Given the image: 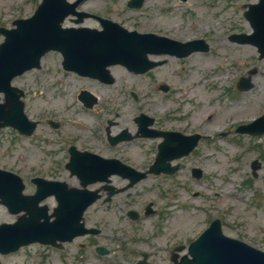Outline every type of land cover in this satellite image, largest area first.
<instances>
[{"label":"rangeland","instance_id":"obj_1","mask_svg":"<svg viewBox=\"0 0 264 264\" xmlns=\"http://www.w3.org/2000/svg\"><path fill=\"white\" fill-rule=\"evenodd\" d=\"M40 1L0 0V26L9 28L12 20L30 17ZM127 1L85 0L79 9L139 33L167 34L181 42L203 39L208 43L209 51L178 61L170 57L157 58L166 62L145 75H133L119 66L111 67L110 73L115 78L112 85L90 83L94 86L90 91L99 99L95 111L91 112L76 101L74 94L80 87L79 82L72 80L67 92L61 88L63 83L56 88L49 84L61 77L53 75L59 66V55L44 60L41 71L48 70H45L42 85L43 76H35L38 70L13 81L25 91L24 110L28 119H39L42 123L32 137H21L10 128L0 130V169L16 173L25 183L30 176L40 173L43 177H59L70 186H77V181L70 179L62 169L58 171L48 165L54 160L47 154L48 150L58 148L57 142L71 140L70 128L78 134L75 139H80L81 133L83 140L90 135V132L73 126V120L100 131L94 127L91 116H97L98 120L112 119L116 129V126L129 124L142 112L155 117L156 126L184 128L209 138L201 141L192 154L179 160L180 171L172 177L164 178L161 174L159 178L143 180L131 199L124 201L125 206L119 196L120 201L114 205H119L123 211L129 207L142 211L146 203L153 202L156 214L143 216L136 226L128 224L123 211L106 210L100 215L96 205L92 207L88 225L98 226L97 218L101 216L104 222L100 223L107 234V240L103 239L104 235L92 238V245L106 244L111 247V253L101 256L94 253L93 247L86 251L77 249L76 254L82 255L83 259L75 264H135L142 251L149 254L150 264H172L168 260V249L175 244L186 246L208 227L210 221L218 218L224 235L243 239L264 251V135L234 134L237 125L248 124L249 120L264 114V58H259L255 47L232 43L228 39L233 33L251 32L249 23L243 18V10L258 0H186L184 3L181 0H144L140 10L128 9ZM65 26L100 29L91 18L76 25L67 18ZM2 40L0 35V42ZM241 77L251 80L252 87L246 92L236 89ZM63 79L67 82L68 77ZM159 84L166 85L168 91L163 92ZM131 93L136 94V100L131 98ZM233 107L249 109L254 114L248 119L228 116L222 120L223 112ZM98 110L100 113L96 114ZM115 112L119 113L116 118ZM165 118L168 119L164 122ZM46 119L57 122L61 119L63 123L58 131H54L46 128ZM222 132L227 133L226 136L220 135ZM65 136L70 139L66 140ZM254 160L260 167L255 177L250 168ZM192 168L201 170L200 178L192 177ZM32 190L27 184L24 193ZM47 203L53 204L52 199ZM15 220L16 216L0 205V224ZM116 237L122 238L116 240ZM117 241L126 249L118 247ZM130 246L136 252L129 253ZM0 264L60 262L53 250L33 244L15 253L0 255Z\"/></svg>","mask_w":264,"mask_h":264},{"label":"water","instance_id":"obj_2","mask_svg":"<svg viewBox=\"0 0 264 264\" xmlns=\"http://www.w3.org/2000/svg\"><path fill=\"white\" fill-rule=\"evenodd\" d=\"M81 1L76 0L75 4H69L66 0H42L30 18L14 22L16 28L9 30L0 28V33L5 37L4 41L0 43V93L5 94L4 100H6L4 104H0V128L2 126H12L17 128L20 133L28 134L32 131L34 124L26 122L22 111L23 106L17 100L18 95L10 88V81L13 76L21 74L22 71L39 66V59L45 51L60 50L63 53V64L66 67L80 70L81 74L84 75H89V70H92L93 74L96 75L91 76L109 83L111 79L107 72H98L99 69L89 65L100 60L105 62L106 58L104 59V57L108 56L107 61H119L131 70L145 71L154 64H147L144 52L152 51L156 46L163 47L164 43L170 42L167 39L159 38L158 40L153 36L144 35L141 36L143 39H147L143 42L144 46L135 45L130 49L129 46L125 45L130 42V39L125 41L110 40V43H107L101 40L106 37V34L100 32L98 34L94 30H61L60 23L63 21L64 16L73 13L75 5ZM245 16L252 27L253 33L250 36L233 35L232 39L240 43L247 42L257 46L259 56L263 58L264 0H260L254 6H249ZM115 34L118 35V33ZM157 43H160V45ZM195 44L197 46L194 47H197L199 51L207 50L202 40L177 44L176 48L183 50L184 47ZM191 50L192 48L187 53ZM134 51L136 52L133 53ZM132 53L135 56H130ZM87 64L88 66H86ZM250 86L249 79H246V81L242 79L238 84V87L242 90H246ZM237 131L259 135L264 133V116L256 120L253 125L249 124L237 128ZM165 138L158 148L159 153L154 165L156 167L155 172L161 169L172 172L174 168L169 170V166L165 162L171 160L176 154L167 158V153L177 152L179 156L187 154L193 149L198 139L194 135L185 142L187 138H180L178 134L174 133L165 134ZM76 155H72L68 169L78 176L81 180V186L93 183L97 176H100V168L103 163L94 159L86 161V159H80ZM254 164L255 162L252 168L256 170ZM194 173L195 176L200 175L197 170ZM22 188L20 178L0 170V203L7 206L10 212L17 213L19 209H23L29 213L27 218L22 217L13 225H0V253L6 254L16 251L21 245H28L34 241L50 244L56 238L60 240L71 239L76 235L90 232L89 230H83L80 219L85 207L95 201V192L91 193L73 188L67 189L62 183H47L39 180L37 194L46 190L53 193L58 202V206L54 209L52 215L55 218L51 223H48V217H44L45 208L44 210L41 208L42 213L39 215H36L33 211L34 205L38 202L35 199L37 194L33 196L34 198L31 196L24 197L21 194ZM40 216L44 217L43 223L38 222ZM133 218L136 217L133 216ZM176 249L181 250L182 248L177 247ZM187 249V256L181 257L180 261H176L175 264H264L263 252L243 242L224 236L217 220H214L208 229L200 234L197 240L192 242ZM175 257L176 255L173 259ZM138 264L146 263L142 261Z\"/></svg>","mask_w":264,"mask_h":264},{"label":"flooded vegetation","instance_id":"obj_3","mask_svg":"<svg viewBox=\"0 0 264 264\" xmlns=\"http://www.w3.org/2000/svg\"><path fill=\"white\" fill-rule=\"evenodd\" d=\"M182 2L184 3V2H186V0H184ZM162 36L169 37L167 34H166V36L165 35H162ZM171 39H173V38H171ZM173 40H175V39H173ZM195 40H197V38H195ZM161 51L162 50H155V51H152L151 53H147L148 60H151V59H149V57H151V58H155V60H151V61L156 62L157 58H161V57H163V58L168 57L169 58L170 57L171 59H176L178 61V60H184L185 58H188L192 54H198V52H192V53L185 54L184 56H180L177 58L174 55L160 54V53H162ZM167 52H170V51H166V53ZM173 53L176 54L175 52H173ZM160 61L166 62L165 59H162ZM111 67L113 68L115 66H111ZM41 70H42V68L38 69L37 72L35 71V73H36L35 76L36 77H38L39 75L43 76V81L40 82V84L42 85L44 82L45 70H48V69H45L43 72ZM53 72H54L53 75L59 74V76H61V77H59L58 79L57 78L53 79L49 83L50 85H52L51 87L56 88L57 86H60L63 83L64 85L61 88L64 92H67L66 89L68 86L70 88L72 80L74 82L76 81L77 83L79 82L78 86L80 85V87L76 90L74 96L76 97V101L81 104L82 108L84 106L80 102V97H79V95L82 91H85V92L95 96L90 91L91 87L93 86L90 83H94L98 86H109V84L100 83L98 80H95V79L82 77V76L76 75V74L71 73V72H65L62 70L60 65ZM25 74L29 75L30 72L24 73V74H22V76ZM22 76H20L19 78H21ZM63 77L64 78L68 77L67 82H65ZM113 83H114V80H113L112 84ZM159 85H160V89L163 91V89L165 88L166 85H161V84H159ZM22 90L24 91V89H22ZM131 98H132V96H131ZM97 99H98V97H97ZM65 100H66V98H65ZM98 102H99V99L96 102H94V104H92L91 109H87L85 107H84V109L89 111V112L95 111ZM99 113H100V111L98 110L96 114H99ZM114 114L113 115L115 118L119 115V113L117 115V112H115ZM140 114L144 117L143 118L140 117ZM90 119H93L92 122L95 124L94 127H98L100 131L89 129V127H86L85 124H82L81 122L79 123V122L73 120V126L78 127V130H83L84 132L85 131L90 132V135H88L83 140L81 138L82 137V133H81L80 139H75V137H77L78 134H76L74 132V129L70 128L69 131H71L73 133V135L70 136L71 140L68 142H65V143L59 141V142H57L58 143L57 149H53L52 151L48 150V153H47L48 158L54 160V161H50L48 165L51 168L58 170V171H60V169H62L65 173H67V176L70 179L74 178L78 183L77 178L72 176V175L69 176V172L66 169L67 168L66 164L68 163L69 158H70V153H69L70 151L75 153V154L77 153V155H79L78 157L80 159H86V161H92L94 159V156H96V158L103 160L104 167L101 169V171L103 172L104 175H106V179H105V181L97 180V182H95L93 185H90V189L96 190L98 199L95 201V203L93 205H91L90 207H88L85 210L82 220L84 222V226H86L87 228H93L95 230L96 229L99 230V232L96 236L104 235L103 239L107 240V234H106V232L103 231L104 228L102 227L103 223H100V222H104L103 219H101V216H98V218H97L98 221H100L98 226L93 225V224L88 225V221L90 220V219H88L89 210L92 209V207H94L96 205V208H97L96 211H98V213L100 215H102L106 210L112 211L114 209H118V212L123 211V209H121L119 207V205H117V206L114 205L115 202L120 201L118 199L119 196H122V199H121V202L123 203L122 206H125L124 201H128L131 199V195L134 193V190L138 187L139 183L142 182L143 180H148L152 177L159 178L158 176H160L161 174L163 175L162 177H164V178H165V176L172 177V175H174L180 171V164L181 163L179 162V160L182 159V157H185V156H188L189 154H192L196 149L195 147H193V149L189 152L188 155H182V157H180L179 153H177V152L176 153H167V155H166L167 158H170L174 154H176V155L172 158H177V159H175L176 161H171V163H170V165H177L178 166L176 168V170L171 175H166L164 173H161L160 175H155L154 173L148 172L149 166L154 162L153 160L155 159V157L158 153V146L164 139L163 134L177 133L180 138L181 137L187 138L185 141V142H187L188 139H190V136H192L193 133H196V134H199V136H200L196 145H198L201 141H204L206 139V136H203L202 134L198 133L197 131H192V132L185 131L184 128H181V129L170 128V129H168V128L160 126V125L156 126L155 117L145 115L142 112H140L139 115H136V117L132 118L129 121V124L127 122L123 126H121V125H120V127L116 126V129L114 128L115 127L114 125H116V122H114L110 118L103 117L102 120H98L97 116L94 115V116H91ZM166 119H168V118H165L164 122L166 121ZM59 120L61 122H59V121L57 122L53 119H46L44 123H45L46 128L49 127L50 129H52L54 131L55 130L58 131L60 126H62V123H63V121L61 119H59ZM35 121H37V125L35 128V131H36L37 127L41 125L42 121H40L39 119H36ZM35 131L32 134V136L35 134ZM64 138L66 140L70 139V138H67V136H65ZM46 141H47L48 145H51L48 142V138L46 139ZM181 141H182V139H181ZM59 154H61V155H60V158L58 159ZM46 158H47V156H46ZM115 162H117L118 164H122L123 166H125V168L120 167V166H115ZM45 164H46V162H45ZM110 165H113V166L111 167ZM192 169H194V168H192ZM191 173H192V171H191ZM141 174L145 175V176H143L144 178L141 177ZM140 177L142 179H140ZM38 178L44 179L46 181H57V182L61 181V182L66 183L67 185H69L63 179L59 180L58 179L59 177L55 178L53 176H49V178H47V177H43L40 173H38V174L30 176V178L28 179V181L26 183L23 181L24 182V189H25V186H27V184L31 185V188H33L32 192H30L28 194H32L35 192L36 186H35L33 180L34 179L38 180ZM47 192L48 191H46V190L41 191V193H39V195L37 197L38 199H41V200L39 201V204L33 208V211L35 212L36 215H39L40 213H42L41 208L44 210V207H45L44 213L46 216H49L54 212L53 208L56 206V201H55L53 195H51V194L48 195ZM51 199L53 201V204H51L49 206V204L47 202L50 201ZM147 205L150 206L148 210H146ZM152 205H153L152 201L149 203H146L144 205L145 207H143L142 211H137V210H134V209L129 207V209H126L123 211L124 212L123 216L127 220L128 224H130V225L133 224V226H134L137 222L140 221V219L143 216L147 217L151 214H156L157 211H156V209H154V206H152ZM129 211H133V213L136 214V216H137L136 220H133L132 218H130V216L128 215ZM20 213L25 214V211H21ZM111 235H112V237L114 236L113 233H111ZM96 236H92L90 234H85V236L76 237L72 241L59 242L58 240H56V242H54L55 244H53L52 246L43 245V244H41L39 246L46 247V248L50 249L51 251L53 250L54 254H56V258L58 259L60 264H75V262H80L83 259L82 255L76 254L77 249L86 251V249H88V247H93L94 253L100 255L99 253H97V247L100 246L106 252L102 256H108V254L111 253V251H110L111 247L107 246L106 244H104L105 246L101 245V244H98L97 246L92 245V242H91L92 238H95ZM119 238H122V237H116V240H119ZM108 240L112 241L109 236H108ZM135 242H137V240H135ZM117 243H119V241H117ZM117 246L121 247L122 249H126V246L122 243L117 244ZM176 246H184V245L175 244V246H172L171 248H169L168 249L169 250V252H168L169 253V259H170V256L173 253L174 248ZM128 249H129L128 250L129 253L136 252L133 248H131V246ZM143 253L147 254V258L149 257V254L147 252H143V251L139 252V255L142 256Z\"/></svg>","mask_w":264,"mask_h":264},{"label":"bare ground","instance_id":"obj_4","mask_svg":"<svg viewBox=\"0 0 264 264\" xmlns=\"http://www.w3.org/2000/svg\"><path fill=\"white\" fill-rule=\"evenodd\" d=\"M254 112H251V110L247 109V110H243V109H238V108H231V109H227L223 112V114L221 115V119L223 120L225 117L231 116L232 118H236V117H246V119H248L249 117L253 116Z\"/></svg>","mask_w":264,"mask_h":264}]
</instances>
